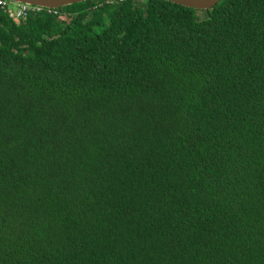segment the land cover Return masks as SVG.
I'll return each mask as SVG.
<instances>
[{
  "label": "trees",
  "instance_id": "obj_1",
  "mask_svg": "<svg viewBox=\"0 0 264 264\" xmlns=\"http://www.w3.org/2000/svg\"><path fill=\"white\" fill-rule=\"evenodd\" d=\"M0 7V264H264V0Z\"/></svg>",
  "mask_w": 264,
  "mask_h": 264
},
{
  "label": "water",
  "instance_id": "obj_2",
  "mask_svg": "<svg viewBox=\"0 0 264 264\" xmlns=\"http://www.w3.org/2000/svg\"><path fill=\"white\" fill-rule=\"evenodd\" d=\"M11 1L39 5L47 8H60L75 3L84 2L87 0H11ZM165 1H170L172 3L188 8H193L196 10H209L212 9L221 0H165Z\"/></svg>",
  "mask_w": 264,
  "mask_h": 264
},
{
  "label": "built area",
  "instance_id": "obj_3",
  "mask_svg": "<svg viewBox=\"0 0 264 264\" xmlns=\"http://www.w3.org/2000/svg\"><path fill=\"white\" fill-rule=\"evenodd\" d=\"M0 7L15 21L25 19L29 14H58V8H47L11 0H0Z\"/></svg>",
  "mask_w": 264,
  "mask_h": 264
},
{
  "label": "rangeland",
  "instance_id": "obj_4",
  "mask_svg": "<svg viewBox=\"0 0 264 264\" xmlns=\"http://www.w3.org/2000/svg\"><path fill=\"white\" fill-rule=\"evenodd\" d=\"M141 3H144L145 2V0H139Z\"/></svg>",
  "mask_w": 264,
  "mask_h": 264
}]
</instances>
